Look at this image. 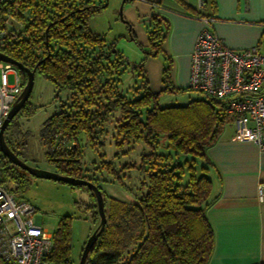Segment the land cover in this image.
<instances>
[{"label":"trees","instance_id":"16d2710c","mask_svg":"<svg viewBox=\"0 0 264 264\" xmlns=\"http://www.w3.org/2000/svg\"><path fill=\"white\" fill-rule=\"evenodd\" d=\"M106 3L4 1L0 3V23L13 17L24 28L10 29L0 50L36 68L54 83L57 96L69 91L68 100L60 102L40 131L48 160L59 172L87 179L78 142L82 132L95 148L105 145L101 137H112L117 149L138 143L147 147L139 164L125 166L137 167L147 177L142 183L147 189L139 198L121 200L102 190L108 222L87 264H208L215 234L206 213L213 186L207 148L229 123L227 116L221 103L207 96L183 105L160 104L161 93L151 90L145 70L146 57L161 51L168 33V23L157 15L149 32L154 51H144L145 58L133 66L140 80L126 87L130 62L117 49L116 40L91 27L93 16ZM164 83L166 91L176 90L170 66L164 70ZM28 104L23 111L29 114ZM111 124L112 130L108 127ZM7 141L20 156L12 141ZM182 156L186 157L184 162ZM4 158L8 159L3 157L2 164ZM103 167L118 176L109 162ZM18 168L8 166L6 172L21 187L26 178ZM71 226L72 217L67 215L55 231L52 260L57 264L71 260ZM132 245L134 249L129 250Z\"/></svg>","mask_w":264,"mask_h":264},{"label":"crops","instance_id":"0c3cea01","mask_svg":"<svg viewBox=\"0 0 264 264\" xmlns=\"http://www.w3.org/2000/svg\"><path fill=\"white\" fill-rule=\"evenodd\" d=\"M123 13L133 24L130 40L148 52L154 51L149 39L152 23L145 19L154 14L168 23L161 51L145 60L154 93L166 91L168 66L176 89L189 85L191 54L208 17L215 18L211 28L228 47L244 50L256 45L264 53V0H126ZM232 124L233 131L225 126L207 148L213 186L206 213L215 234L208 264H264V201L259 199L264 151L251 141L234 140Z\"/></svg>","mask_w":264,"mask_h":264},{"label":"rangeland","instance_id":"374dc122","mask_svg":"<svg viewBox=\"0 0 264 264\" xmlns=\"http://www.w3.org/2000/svg\"><path fill=\"white\" fill-rule=\"evenodd\" d=\"M123 0H108V5L97 11L91 20L92 29L100 34L107 35L108 39L116 40V47L130 62V67L125 74V86H133L140 78L134 65L142 61L145 48L139 46L131 38L129 22L121 15ZM124 8V7H123ZM11 29L22 30L24 24L15 18H11ZM128 23V25H127ZM264 45V43H263ZM264 51V49L262 48ZM14 75L9 76L10 82H14ZM69 91L63 90L57 96L53 82L40 73H36L35 84L29 99L28 114L21 111L11 122L6 131L7 140H11L14 147L20 152V157L28 164L48 171H58L56 166L48 160L47 146L41 140L40 131L48 117L53 115L60 106L61 101H67ZM205 96L203 93L189 89L162 92L160 104L183 105L191 99ZM112 130V124L108 125ZM226 129L233 131L234 125L228 123ZM105 145L93 147L88 135L82 132L78 142L83 154L84 174L86 178L96 182L108 196L121 200L132 201L139 198L146 186L142 184L147 177L137 167L125 168L129 163L139 164L141 153L146 149L143 143L126 144L117 149L116 143L111 138H99ZM71 143H68L70 146ZM4 156V155H3ZM5 157V156H4ZM182 162L185 156H182ZM9 159L4 158L2 164V179L15 192L18 199L32 202L37 207L35 221L38 224L47 225L51 230H56L61 220L70 215L72 217V264H79L85 243L90 234L99 223L97 215V201L85 186H71L64 182L38 178L24 169L18 168L21 175L26 178L24 185L19 184L6 172L8 166H13ZM113 166L118 176L103 167L107 163ZM124 168V169H123ZM134 249V245L129 250Z\"/></svg>","mask_w":264,"mask_h":264},{"label":"built area","instance_id":"2783aa9c","mask_svg":"<svg viewBox=\"0 0 264 264\" xmlns=\"http://www.w3.org/2000/svg\"><path fill=\"white\" fill-rule=\"evenodd\" d=\"M11 18L0 23V46L8 37ZM205 20L207 27L191 54L189 89L224 100L222 112L236 127L233 139L251 141L264 151V53L256 45L244 50L228 47L211 28L215 18ZM24 85L21 71L0 60V133ZM3 157L0 146V264H57L52 260L56 230L36 223L37 207L18 199L2 179ZM259 199L264 201V184L259 185Z\"/></svg>","mask_w":264,"mask_h":264},{"label":"water","instance_id":"95a60500","mask_svg":"<svg viewBox=\"0 0 264 264\" xmlns=\"http://www.w3.org/2000/svg\"><path fill=\"white\" fill-rule=\"evenodd\" d=\"M1 1L2 0H0V2ZM125 2L126 0H123L122 6H121L122 18H123V7H124ZM107 5H108V0L105 6ZM153 17H154V14H151V16L146 18L145 20L152 23ZM129 25L132 31L133 24L129 22ZM0 60L15 65L21 71L23 76L26 78L23 91L18 97V99L16 100V102L14 103V105L12 106L9 116L6 118L3 128L1 130V133H0L1 151L3 155L7 157L13 164L26 170L27 172H29L31 175L35 177L44 178V179H52V180L64 182L71 186H86L94 193L96 197V201H97L99 223L96 229L88 237L85 243L82 255H81L80 263H79V264H87L89 254L92 248L94 247V245L96 244V242L99 240L102 233L104 232L107 222H108V217L106 214V207H105V197H104L103 191L97 184H95L91 180H88L82 177H76V176L63 174L59 171H48V170H43L38 167L32 166L28 164L25 160H23L11 148L6 138V131H7V128L10 126L11 122L23 110L26 103L29 101L32 95V92H33L37 69L36 68L31 69L30 67L26 66L24 63L11 57L10 55L6 54L5 52L1 50H0ZM220 102L222 103L224 102V100H221Z\"/></svg>","mask_w":264,"mask_h":264}]
</instances>
